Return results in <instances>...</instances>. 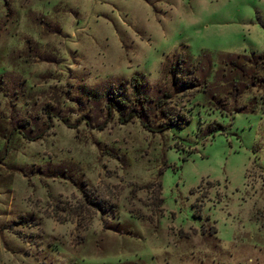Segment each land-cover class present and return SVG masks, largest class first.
Segmentation results:
<instances>
[{
  "label": "rangeland",
  "instance_id": "obj_1",
  "mask_svg": "<svg viewBox=\"0 0 264 264\" xmlns=\"http://www.w3.org/2000/svg\"><path fill=\"white\" fill-rule=\"evenodd\" d=\"M251 53L264 0H0V264H264Z\"/></svg>",
  "mask_w": 264,
  "mask_h": 264
},
{
  "label": "trees",
  "instance_id": "obj_2",
  "mask_svg": "<svg viewBox=\"0 0 264 264\" xmlns=\"http://www.w3.org/2000/svg\"><path fill=\"white\" fill-rule=\"evenodd\" d=\"M263 58H264V53H257V54L251 53L249 56L240 55V54L224 56V59L222 62L226 65L227 68L231 67V70H232L231 74H232V76H234V79L235 80H241V79L244 80V84L243 83H237L238 86H236L235 84L231 85L228 82H226L229 86L228 88L232 87L231 89H233V94L235 93V91L237 90V88L239 86L243 89L244 86H247L248 84L252 85V83L254 81H257V82L259 81V82H262L264 84V75L258 76L255 74L256 69L261 68L260 62ZM244 61L248 63L247 66H244ZM225 77L227 80V76H225ZM246 80H248V82H246ZM173 81H174V78L172 77L171 82L174 83ZM128 94H132L134 96L137 95L138 94L137 88L133 87L131 89V91H129ZM106 98H107L108 102H113V103L118 102L117 96L115 97V95H113V94L109 95V96L106 95ZM141 98H144V97L142 96ZM217 99L218 98H216V101H218ZM156 101L157 100H155V102ZM155 102L153 104H155ZM233 108L235 110H240L243 108V106H237V107H233ZM169 124H170V122L168 121L165 125L160 126L158 129H160V130L166 129L167 125H169Z\"/></svg>",
  "mask_w": 264,
  "mask_h": 264
}]
</instances>
